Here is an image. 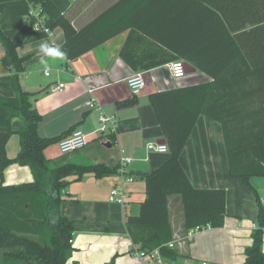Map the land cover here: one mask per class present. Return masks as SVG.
Here are the masks:
<instances>
[{
  "label": "crops",
  "instance_id": "crops-1",
  "mask_svg": "<svg viewBox=\"0 0 264 264\" xmlns=\"http://www.w3.org/2000/svg\"><path fill=\"white\" fill-rule=\"evenodd\" d=\"M118 1L72 0L63 7L62 13L69 17L76 28H80ZM219 7L228 12L233 11V14L227 15L234 26L249 28L254 25L251 20L255 5L251 0L244 4L242 0H234L232 6L230 0H219ZM120 13L123 21L127 22V29L74 59H49V68L45 69L39 62V45L46 41L61 45L65 38L63 30L59 26L51 27V34L33 30L32 20L27 15L26 0H0V26L3 32L13 36L18 29H29L23 43L16 49L20 56H27L20 82L25 90L35 92L30 102L41 116L37 125L39 135L54 140L45 150V156L54 165L72 160L81 164L103 163L111 168L119 164L122 156L132 159L126 167L132 181H123L117 173L96 177L91 172H85L67 185L60 203L61 214L73 223V251L67 264L73 261L77 264H107L110 260L114 264H143L135 255L136 250H133L125 217L128 212H137L139 203L145 197L143 176L157 169L169 157L168 152L157 153L146 147L148 142L162 143L160 140L165 139L150 104L149 94L207 79L195 67L194 72L182 78H174L167 64L170 62L168 58H173L175 52L163 45L165 42L196 40L195 32L208 22L202 12L178 0H128L124 2ZM44 17L49 20V26L55 18L46 13ZM129 36L126 53L134 60L132 64L121 56ZM3 53L0 44V58ZM162 58L165 61L158 62ZM46 70L49 76H45ZM134 72H141L144 79V86L137 95L131 94L126 83V78ZM12 73L14 70L5 69L0 61V93L3 95H14L10 83ZM58 82L65 84L63 90L49 91L48 88ZM89 89L103 111L117 119L114 135L93 133L98 125V111L85 105L91 96ZM20 124L18 119L12 120L14 128ZM73 129L87 133V142L77 150L66 152L62 161H58L51 149L55 147L60 152L58 140ZM1 130L3 128L0 127ZM5 150L10 158L16 155L19 150L17 134L10 136ZM179 159L193 186L224 188L226 215L222 227L206 228L197 232L192 240L186 241L183 239L186 231L179 235L180 229L183 230L180 199L176 195L170 196L172 240L177 256L206 259L213 264L241 263L244 260L243 251L251 243L253 224H256L252 222L249 225L246 220L258 213V200L264 205V176H251L248 182L231 177L221 125L205 114L198 116ZM32 179L27 166L11 164L4 171V184L27 183ZM115 185L122 186L128 194L125 206L109 201V191ZM172 209L180 218L176 227L173 223L176 214H172ZM227 228L233 235L236 231L244 230V236L235 240L240 250V259L236 261L231 257L220 260L215 255L214 245L219 238L217 233ZM236 235L234 239L239 237ZM12 264L44 262L32 260Z\"/></svg>",
  "mask_w": 264,
  "mask_h": 264
},
{
  "label": "trees",
  "instance_id": "trees-1",
  "mask_svg": "<svg viewBox=\"0 0 264 264\" xmlns=\"http://www.w3.org/2000/svg\"><path fill=\"white\" fill-rule=\"evenodd\" d=\"M48 0H26L44 9ZM119 0L103 10L86 25L76 28L61 13L50 23L64 33L61 44L66 59L71 60L127 29ZM228 1V0H226ZM243 4L249 0H242ZM194 6L208 22L196 31V40L166 43L175 52L170 61L181 59L195 67L207 79L149 94V101L168 146L169 157L155 170L143 176L145 197L137 212L127 213L125 226L133 250H150L163 246L173 237L169 197L180 199L182 231L197 225L222 227L225 219L224 188L195 187L180 163V153L200 114L217 120L226 148L229 174L248 182L249 177L264 176V0H251L255 11L249 28L234 26L228 13L219 7V0H178ZM234 0H230L231 6ZM49 21V20H46ZM29 29H18L6 35L0 26V58L5 69H13L10 83L13 96L0 93V264L42 260L44 264H67L72 255L73 223L60 212L67 185L85 172L96 177L117 173V166L103 163L66 161L54 165L45 156L53 144L37 130L40 114L32 107L35 92L25 90L20 82L27 56H20L17 47ZM201 38V39H200ZM125 42L121 56L132 64ZM165 61L164 58L158 62ZM148 67V66H145ZM21 124L13 127L12 120ZM74 130V129H73ZM12 134L19 138V150L12 158L5 146ZM59 141V140H58ZM27 166L32 181L4 184V171L11 165ZM264 205L258 200L256 227L250 233L251 243L244 249V260L238 264H264L262 249ZM132 250V251H133ZM176 257L174 248H161ZM72 264H77L73 261ZM107 264H114L110 260Z\"/></svg>",
  "mask_w": 264,
  "mask_h": 264
},
{
  "label": "built area",
  "instance_id": "built-area-1",
  "mask_svg": "<svg viewBox=\"0 0 264 264\" xmlns=\"http://www.w3.org/2000/svg\"><path fill=\"white\" fill-rule=\"evenodd\" d=\"M39 6H34L31 3H27V15L31 18V27L36 31H43L45 33L51 34V28L49 26V22L46 21L44 17V12ZM35 26V27H34ZM37 28V29H36ZM39 29V30H38ZM168 68L170 70V74L174 78H182L186 75L185 73V65L184 61L181 59H175L170 61L168 64ZM45 76H49V72L44 71ZM126 83L130 88V92L133 95H137L141 92V89L144 86V79L142 77L141 72H134L126 78ZM63 82H58L54 85H51L48 89L51 92L62 91L64 88ZM91 93V96L88 100L85 101V105L93 110L98 111L97 115V127L93 130L94 134L98 135H114L117 131V119L115 116L107 114L103 111L100 103L97 99L92 95V90H88ZM88 134L83 132L80 129L72 130L67 136L61 138L57 142V146L60 152L66 153L70 151L77 150L84 146L87 142ZM147 150L157 152V153H166L168 152V146L166 143H158V142H148L146 144ZM131 158L129 156H122L120 158L119 164L117 165V174L121 177L123 181L129 182L132 181V177L129 175L127 171V165L131 162ZM127 192L120 185L112 186L109 191V201L116 202L125 206ZM209 225H197L192 228H189L184 233L183 239L186 241L192 240L195 234L199 231H202L206 228H209ZM256 227V224H253V228ZM162 247L167 249L174 248V241L170 240L163 246H157L150 250H136L135 255L137 258L143 262V264H213L209 260L206 259H192L188 257H170L164 254L161 250Z\"/></svg>",
  "mask_w": 264,
  "mask_h": 264
},
{
  "label": "rangeland",
  "instance_id": "rangeland-1",
  "mask_svg": "<svg viewBox=\"0 0 264 264\" xmlns=\"http://www.w3.org/2000/svg\"><path fill=\"white\" fill-rule=\"evenodd\" d=\"M71 2H72V0H48L47 3L44 5L43 11H44V13L47 14V16L54 18L63 12L62 9L66 4L71 3ZM38 9H40V7ZM51 150H52V153L58 159V161H62L63 157L67 155V153L58 152L55 147H52ZM174 213L175 212L172 209V214H174ZM174 219L175 220L173 221V223H174V226L176 227L180 223V218H178V214H176V217ZM246 222H248L249 225L252 222L257 223V214H255L252 218H248L246 220ZM243 231L242 232L236 231L237 233L235 232V235L237 234L236 236H239V237H236V239H234L235 235L231 234L229 232L228 228L223 230V231H220V233H217V237H219V238L215 241L216 244L214 245L215 255L218 257L217 259L221 260V259H226L227 257H231V259H234L233 261L240 259V254H238V253H240V250H238V246L236 245L235 240L238 241L237 238L244 236ZM181 233H182V230L180 229L179 235ZM243 253H244V251H243Z\"/></svg>",
  "mask_w": 264,
  "mask_h": 264
},
{
  "label": "clouds",
  "instance_id": "clouds-1",
  "mask_svg": "<svg viewBox=\"0 0 264 264\" xmlns=\"http://www.w3.org/2000/svg\"><path fill=\"white\" fill-rule=\"evenodd\" d=\"M39 52L41 53L39 62L45 67V69L49 68V59L64 60L66 57V52L61 45L49 43L47 41L39 45Z\"/></svg>",
  "mask_w": 264,
  "mask_h": 264
},
{
  "label": "water",
  "instance_id": "water-1",
  "mask_svg": "<svg viewBox=\"0 0 264 264\" xmlns=\"http://www.w3.org/2000/svg\"><path fill=\"white\" fill-rule=\"evenodd\" d=\"M184 65H185V73L186 74H189V73H192L195 71V68L191 64H189L188 62H184ZM160 141L162 143H166L165 139H161Z\"/></svg>",
  "mask_w": 264,
  "mask_h": 264
}]
</instances>
